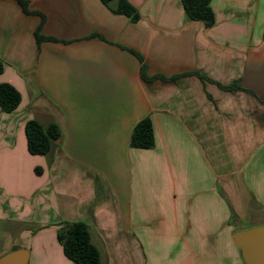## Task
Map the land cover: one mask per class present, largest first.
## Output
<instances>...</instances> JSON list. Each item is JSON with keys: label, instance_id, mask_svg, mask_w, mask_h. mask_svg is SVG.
<instances>
[{"label": "crops", "instance_id": "obj_1", "mask_svg": "<svg viewBox=\"0 0 264 264\" xmlns=\"http://www.w3.org/2000/svg\"><path fill=\"white\" fill-rule=\"evenodd\" d=\"M0 0V256L77 264L58 239L83 220L102 264H247L236 231L264 224V0H212L215 22L181 0ZM144 58L150 76L145 80ZM203 73L207 78H200ZM177 76L175 79L170 77ZM150 116L154 145L131 146ZM57 122L43 155L25 124Z\"/></svg>", "mask_w": 264, "mask_h": 264}, {"label": "trees", "instance_id": "obj_2", "mask_svg": "<svg viewBox=\"0 0 264 264\" xmlns=\"http://www.w3.org/2000/svg\"><path fill=\"white\" fill-rule=\"evenodd\" d=\"M24 12L38 14L41 23L36 27L35 39L40 46L45 40L56 41L57 38L47 36L42 33V24L45 16L38 10L29 7L28 0H17ZM187 15L193 20H199L210 27L215 22V12L212 8V0H181ZM113 12L123 13L131 17L133 21L138 20L140 13L129 0H102ZM142 62V77L145 80H153L156 77L164 78L163 75L150 76L147 73V65L143 56L134 49H130ZM4 68L0 60V72ZM200 78H207L203 73H198ZM177 76L170 77L175 79ZM21 102L20 91L9 82H0V108L4 112L14 111ZM28 151L32 154H46L53 145V141L62 136L60 125L52 121L47 126H43L36 118H30L25 124ZM154 145V126L150 116H146L135 125L131 135V146L149 148ZM58 239L63 246L67 257L77 264H102L100 252L91 241L88 224L83 220L61 221L58 229Z\"/></svg>", "mask_w": 264, "mask_h": 264}, {"label": "water", "instance_id": "obj_3", "mask_svg": "<svg viewBox=\"0 0 264 264\" xmlns=\"http://www.w3.org/2000/svg\"><path fill=\"white\" fill-rule=\"evenodd\" d=\"M247 264H264V224L241 229L234 234ZM29 250L16 248L0 256V264H28Z\"/></svg>", "mask_w": 264, "mask_h": 264}]
</instances>
